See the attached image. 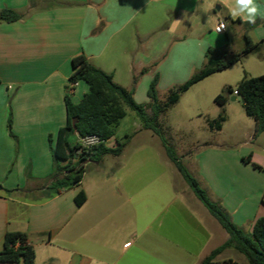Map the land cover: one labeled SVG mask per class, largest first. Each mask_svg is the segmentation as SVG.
Returning a JSON list of instances; mask_svg holds the SVG:
<instances>
[{
    "label": "crops",
    "instance_id": "1",
    "mask_svg": "<svg viewBox=\"0 0 264 264\" xmlns=\"http://www.w3.org/2000/svg\"><path fill=\"white\" fill-rule=\"evenodd\" d=\"M256 3L264 13V0ZM230 4L234 0H0V12L8 9L22 16L15 22L0 21V251L7 232H22L35 249L36 264H201L229 239L190 187L179 189L174 179L167 184L161 174L154 184L140 183L149 171L136 163L137 155H127V146L117 157L86 163L95 169L85 172L77 185L60 193L51 185L58 168L67 163L56 164L53 149L67 121L72 60L85 55L115 80L123 56L129 82L141 75L150 85L158 74L159 88L164 80H186L202 70L209 51L214 53L212 44L233 40L228 33L232 26L239 39L247 43L248 34L260 44L256 54L264 63V15L254 24L242 22L231 16ZM221 20L227 28L217 34ZM169 47L185 51L172 62L173 68ZM241 52L235 49L231 55ZM169 70L172 77L167 76ZM88 91L80 81L71 101L78 104ZM263 134L258 136L263 142L260 152L248 149L240 155L244 173L249 175L251 163L263 168L251 170L253 180L259 177L262 182L251 199L239 195L234 204L227 203L232 190L221 188L212 174L208 177L210 192L220 196L222 208L246 231L264 216ZM68 140L74 146L81 137L74 132ZM253 141L249 137L245 144ZM108 158L112 167L107 170L101 164ZM219 159L222 167L232 169L222 156ZM82 191L87 199L78 206L75 198Z\"/></svg>",
    "mask_w": 264,
    "mask_h": 264
},
{
    "label": "trees",
    "instance_id": "2",
    "mask_svg": "<svg viewBox=\"0 0 264 264\" xmlns=\"http://www.w3.org/2000/svg\"><path fill=\"white\" fill-rule=\"evenodd\" d=\"M21 18L20 14L12 10L6 9L0 12L1 22H15ZM246 40L245 50L233 55L230 59H219L208 55L205 67L184 84L171 88L165 102L158 99V74L148 87L149 102L138 104L134 98L135 87L128 89L117 85L111 74L95 67L85 55L75 57L72 60L71 86L65 95L67 121L65 126L60 128L56 146L53 149L55 163L57 164L59 161L67 163L64 167L58 168L53 175L54 181L51 185L53 192L60 193L63 189L77 185L86 171V163L101 162L108 155L117 157L122 154L125 144H121L117 140V147L109 148L106 143L116 136V128L119 122L126 117V108H130L137 113L144 128L160 138L168 159L175 165L197 199L229 235V239L213 250L201 264H234L216 261L219 255L227 249L237 251L248 264H264V216L254 222L251 231H246L236 225L222 206L207 196L198 180L190 174L186 166L178 159L176 152L168 146L160 124L161 116L177 104L181 96L192 86L228 69L240 61L242 56L257 53L260 50V44L254 43L248 34ZM80 81H84L88 85L89 91L78 104H75L71 101V94ZM235 91L242 99L246 115L255 121V134L263 133L264 75L250 77L245 73L237 85L227 87L222 94L215 98V102L222 107L225 106L229 95L234 94ZM225 121L226 116L221 115L217 120L209 122L210 127L221 130ZM74 132L78 133L81 138L95 136L99 138L100 143L90 149L83 150L77 158V151L81 148L80 143L71 146L68 140ZM254 167L263 169L257 164H254ZM0 189H3L1 185ZM86 199V194L82 191L76 196L75 201L78 206H81ZM35 261L36 252L28 244V236L22 232H7L3 240V248L0 251V263L36 264Z\"/></svg>",
    "mask_w": 264,
    "mask_h": 264
},
{
    "label": "rangeland",
    "instance_id": "3",
    "mask_svg": "<svg viewBox=\"0 0 264 264\" xmlns=\"http://www.w3.org/2000/svg\"><path fill=\"white\" fill-rule=\"evenodd\" d=\"M228 33L233 37V40L229 44L226 42H223V44H212L215 45L211 47L214 53L209 51V57L224 59L223 57L227 55L230 59L233 50L238 49L241 52L246 48L245 39H239L232 26L229 27ZM223 40L226 41L224 38ZM205 45L208 44H201L200 46L205 47ZM133 46L134 44L126 45L129 49H132ZM171 49L169 47L167 52L171 68H173L172 62L183 57L185 51L178 48ZM110 53L109 50L105 54L108 55ZM124 58L123 56L120 58L119 72L115 76L114 82L122 87L130 85H132L131 88L135 87V101L138 104H144L148 100L147 89L149 81L138 75L137 79H132V82H129L124 70L125 64H123V61H126ZM175 63L178 64L177 62ZM263 68L264 63L259 55L253 53L232 67L211 76L210 79L203 83L192 86L181 96L179 102L160 118L161 131L168 146L176 152L181 163L198 180L201 188L206 191L207 196L219 204L221 202L220 196H214L209 190L208 177L210 174L216 178V181L218 180L221 188L225 187L232 190L231 197L226 199L229 204L236 202L237 197L235 196L248 195L251 199L257 191H260L262 182H259V177L253 180L251 176L254 164H249V175L244 173L245 168L242 166L245 165V162L242 161L240 155L248 149L260 152V146L263 142L258 138L262 133L255 134V128L252 126L253 119L246 115L241 97L236 96V101H230L227 106L223 107L215 102V98L222 94L227 87L237 85L246 72L251 73L254 77H259L260 73L264 71ZM171 73L172 71L169 70L167 76L171 75ZM188 79L178 82L172 79L164 80L157 88L158 99L165 102L169 95V89L184 84ZM224 83H227V86H222ZM234 96V94H230L229 98ZM126 111V117L119 122L116 128V136L108 141L110 142L109 146L117 145L118 140L121 144L127 146L125 150L127 155H137L136 163L143 164L141 168H146L150 174L142 177L139 180L140 183L148 184L152 180L154 184L155 176L161 174L167 179V184L172 183L174 179L172 184L174 182L177 183L179 189L185 186L189 187L170 161H166L168 159H166L167 156L160 138L154 135L152 131L144 128L135 111L130 108H126ZM221 115L226 116V121L223 122L221 130L212 129L209 122L217 120ZM249 137L251 141H254L247 146L245 143ZM221 156L224 160H227V163L231 164L232 169L222 167L224 161L219 159ZM215 159H218V161H214ZM105 162V165L103 163L101 165L107 170L110 169L112 167V159L108 158ZM166 162L171 165H167ZM240 165L242 166L240 167ZM136 167L139 168V165ZM94 169L93 164H88L85 172H92ZM173 170L175 171L174 174H172ZM241 184L244 185L243 188ZM249 205L253 206L252 202ZM251 206H248L247 212H249ZM221 239L220 235L217 236V241ZM217 259L220 260V263L248 264L246 259L233 249L226 250L220 256V259Z\"/></svg>",
    "mask_w": 264,
    "mask_h": 264
},
{
    "label": "clouds",
    "instance_id": "4",
    "mask_svg": "<svg viewBox=\"0 0 264 264\" xmlns=\"http://www.w3.org/2000/svg\"><path fill=\"white\" fill-rule=\"evenodd\" d=\"M229 11L233 18H239L242 22L253 24L256 22L257 16L264 15L261 13L256 0H234V4L229 5ZM224 27L225 25L221 23L217 31Z\"/></svg>",
    "mask_w": 264,
    "mask_h": 264
},
{
    "label": "built area",
    "instance_id": "5",
    "mask_svg": "<svg viewBox=\"0 0 264 264\" xmlns=\"http://www.w3.org/2000/svg\"><path fill=\"white\" fill-rule=\"evenodd\" d=\"M223 23L225 25V27L223 29H221L220 31H217V29L219 28L220 24ZM227 28V24L224 21H219L217 23V25L215 26V32L217 34H223L226 31ZM235 96H238V92L235 91L234 92ZM100 143L99 138L92 136V137H86V138H81V142H80V146L81 148L77 151V158L78 155L82 153L83 150H87L92 148L95 145H98Z\"/></svg>",
    "mask_w": 264,
    "mask_h": 264
},
{
    "label": "water",
    "instance_id": "6",
    "mask_svg": "<svg viewBox=\"0 0 264 264\" xmlns=\"http://www.w3.org/2000/svg\"><path fill=\"white\" fill-rule=\"evenodd\" d=\"M232 100L235 101L236 100V96L232 97Z\"/></svg>",
    "mask_w": 264,
    "mask_h": 264
}]
</instances>
